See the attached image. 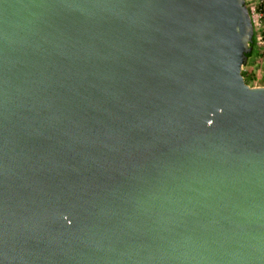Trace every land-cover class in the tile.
Segmentation results:
<instances>
[{
  "label": "water",
  "instance_id": "95a60500",
  "mask_svg": "<svg viewBox=\"0 0 264 264\" xmlns=\"http://www.w3.org/2000/svg\"><path fill=\"white\" fill-rule=\"evenodd\" d=\"M245 0H0V264H264V86Z\"/></svg>",
  "mask_w": 264,
  "mask_h": 264
},
{
  "label": "rangeland",
  "instance_id": "374dc122",
  "mask_svg": "<svg viewBox=\"0 0 264 264\" xmlns=\"http://www.w3.org/2000/svg\"><path fill=\"white\" fill-rule=\"evenodd\" d=\"M253 23L255 43L242 66L244 81L251 87L264 86V0H245Z\"/></svg>",
  "mask_w": 264,
  "mask_h": 264
},
{
  "label": "trees",
  "instance_id": "16d2710c",
  "mask_svg": "<svg viewBox=\"0 0 264 264\" xmlns=\"http://www.w3.org/2000/svg\"><path fill=\"white\" fill-rule=\"evenodd\" d=\"M254 43H255V37L253 36V39H252L251 43L249 44V46L251 47V51L246 54L247 58L251 55V53L253 51Z\"/></svg>",
  "mask_w": 264,
  "mask_h": 264
}]
</instances>
